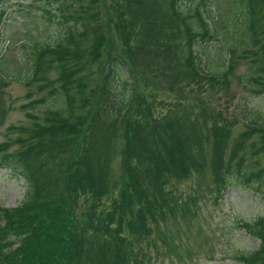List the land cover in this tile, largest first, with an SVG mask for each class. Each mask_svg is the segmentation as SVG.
Returning a JSON list of instances; mask_svg holds the SVG:
<instances>
[{
  "label": "trees",
  "instance_id": "obj_1",
  "mask_svg": "<svg viewBox=\"0 0 264 264\" xmlns=\"http://www.w3.org/2000/svg\"><path fill=\"white\" fill-rule=\"evenodd\" d=\"M81 1L68 5L78 9L69 13L74 19L63 27L58 43L34 41L26 71L18 76L28 87L46 81L37 85L38 91L58 83L50 95L59 104L47 102L44 121L36 123L27 137L18 138L16 150H9L11 141L0 142V167L26 182L19 205L0 207V264H132L135 257L122 238L124 228L140 244L145 240L149 218L171 201L167 189L171 180L208 169L219 189L233 179L250 186L264 184L260 112L231 145L236 121L222 123L216 114L213 118L202 97H197L199 111L191 109L189 101L180 106L172 98L167 109L158 112L150 96L134 88L141 79L153 84L152 78L166 76L179 85V100L187 98L185 89L192 82L200 91L216 88L215 92L233 96L228 76L236 70L233 55L242 52L249 62L246 72L238 75L240 81L258 83L261 87L254 93H264V0H216L218 13L207 10L212 21L199 8L207 0L197 4L196 0H115L109 7L105 3L106 12L116 14H109L105 22L88 1ZM6 14L0 6V32ZM191 16L198 17L201 31L187 21ZM113 26L120 34V46L113 45L108 34ZM222 27L227 29L226 68L219 73L202 71L196 44L202 47L217 38ZM106 53H114L108 63L103 62ZM94 66L97 69L91 72ZM99 69H104L99 74L104 76L95 82ZM8 85L0 75V128L10 108L4 94ZM222 85L225 88L219 89ZM154 89L163 90L158 85ZM135 98L140 100L133 108ZM32 101L45 103L47 98ZM116 188L120 193L110 223L96 215V203L78 211L84 194L100 202ZM128 211L132 218L126 217ZM243 227L261 245L239 252V259L264 264V216L244 221Z\"/></svg>",
  "mask_w": 264,
  "mask_h": 264
},
{
  "label": "rangeland",
  "instance_id": "obj_2",
  "mask_svg": "<svg viewBox=\"0 0 264 264\" xmlns=\"http://www.w3.org/2000/svg\"><path fill=\"white\" fill-rule=\"evenodd\" d=\"M72 1L1 0L0 6L6 9L7 14L0 32V75L10 82V85L4 87L6 105L10 108L7 118L0 128V142L11 141L12 146L9 148L11 151L19 147L18 138L27 137L36 123L44 121L48 101L49 105L59 104L54 101L55 95H50L52 91L50 89L58 83L48 85L45 89L38 91L37 85L47 84L46 81L36 82L34 83L36 85L28 87L27 84L18 80V76L26 71L27 62L32 55L31 47L35 40L46 39L54 43L53 45L58 43L56 40L60 38L64 30L63 27L71 24L74 19L70 17L69 13L75 14L78 9L77 5L68 7ZM85 1H88L91 8L99 13L101 21L105 22L109 14L116 16L111 9L108 14L105 6V3L108 7L112 6L115 4V0H99L97 2L82 0L81 2ZM195 2L197 4L198 0ZM215 2L216 0H207L205 4L200 5L199 8L203 16L209 17L207 10H210L212 15L218 13ZM189 6L188 3L186 8ZM191 6L193 5L191 4ZM190 12L193 15L195 13ZM212 18H210L211 21ZM187 21L194 30H202L198 17L191 16ZM221 29L217 38L207 41L202 47L196 44L202 71L217 69L218 72V70L226 68L223 42L227 38L225 34L227 29L224 27ZM108 34L112 38L111 42H114L113 45L120 46L122 44L120 34L114 26L111 33ZM249 37H251V33H249ZM244 47L245 49L250 48L246 45ZM112 55L106 53L103 62L108 63ZM232 59L237 61V65L235 72L228 76L231 78V83L227 88L230 87L233 96L224 91L215 92L216 88L213 91L208 90V92L204 89L200 91L199 85L192 82L185 89L184 95L187 98L179 100V85L166 76L152 78L153 84L141 79L134 84V88L137 93L150 96V100L158 105V112L166 110L168 104L172 102V98L177 99L180 106H184L189 101L187 105L191 106V109L199 111L200 100L197 97H202L205 101L203 105L210 108L213 118L216 114L222 123H227L229 120L236 121L233 124L232 145L234 139L247 130L250 119H253L258 112L264 117V93L257 94L253 91L261 86L258 83L252 85L248 81H240L238 77L239 74L246 72L249 57H244L242 52H236ZM258 65L260 66V63ZM96 69L94 66L91 72ZM123 69L127 71L129 68L124 65ZM99 70L95 82L101 78L99 74H104V69ZM147 82L152 86L147 85ZM155 85L166 90L156 93ZM171 85L175 87L173 90L170 89ZM220 88H225V85L219 86ZM154 93L155 96L152 97L151 95ZM42 96L47 98L45 103H33L32 99ZM139 100L140 98H135L134 102L131 101V107L135 108ZM160 101L167 103L163 105ZM25 105L27 107H24ZM28 112L32 115H27ZM263 121L264 119H261L257 122ZM259 134L255 133V136L260 137ZM254 158H259V156ZM167 189L170 192L171 201L163 211L162 209L156 210L155 218L153 216L149 218V227L145 240H140L141 244L134 237V233L130 234L124 228L125 232L122 235L126 237L122 238L130 246V249H127L135 257L131 255L135 261L130 263L246 264L239 259V252L256 250L260 247L261 240L247 232L243 227V222L264 216V184L260 187L250 186L245 180L241 182L238 179H233L226 187L219 189L212 172L204 169L202 172L192 171L178 179L171 180ZM25 192V180L17 177L11 169L0 167V207H16L25 198ZM119 193L120 188H116L111 194L104 196L100 202L94 200L90 193L84 194L79 200L78 211L82 213L85 204L91 206L96 203V215L104 217L102 219H105L106 223H110L109 216L114 217L116 214L115 199L119 197ZM126 217L132 218L130 211ZM85 222H87L86 218Z\"/></svg>",
  "mask_w": 264,
  "mask_h": 264
}]
</instances>
